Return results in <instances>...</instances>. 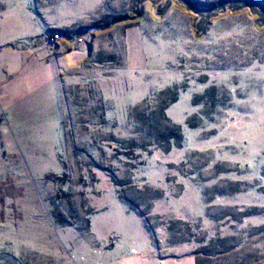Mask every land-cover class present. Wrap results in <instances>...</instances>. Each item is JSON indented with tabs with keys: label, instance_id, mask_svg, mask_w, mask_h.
<instances>
[{
	"label": "rangeland",
	"instance_id": "obj_1",
	"mask_svg": "<svg viewBox=\"0 0 264 264\" xmlns=\"http://www.w3.org/2000/svg\"><path fill=\"white\" fill-rule=\"evenodd\" d=\"M221 1L0 0V264H264V0Z\"/></svg>",
	"mask_w": 264,
	"mask_h": 264
},
{
	"label": "trees",
	"instance_id": "obj_2",
	"mask_svg": "<svg viewBox=\"0 0 264 264\" xmlns=\"http://www.w3.org/2000/svg\"><path fill=\"white\" fill-rule=\"evenodd\" d=\"M239 1H244V0H222L221 2H220V4H217V5H214L213 7H210V8H212L213 9V12H215V11H219V10H222L223 8L221 7V6H223L224 4H226V3H228V2H230V3H237V2H239ZM245 1H250V4L252 3L251 1H253L254 3L255 2H257L258 4H260L261 5V1L260 0H245ZM247 3H249V2H247ZM264 6V5H263ZM134 7V6H133ZM134 9V8H133ZM232 10H234V7H232ZM235 11V10H234ZM127 18L126 17H119V18H115L114 19V21H113V23H111V24H107V25H105V26H96V29H95V31L94 32H101V31H105V30H107V29H109V28H111L112 26H114V25H116V24H118V23H120V22H123V21H125ZM50 38V37H49ZM80 40V39H79ZM79 40H78V42H79ZM82 40V39H81ZM83 41V40H82ZM83 43V42H82Z\"/></svg>",
	"mask_w": 264,
	"mask_h": 264
},
{
	"label": "built area",
	"instance_id": "obj_3",
	"mask_svg": "<svg viewBox=\"0 0 264 264\" xmlns=\"http://www.w3.org/2000/svg\"><path fill=\"white\" fill-rule=\"evenodd\" d=\"M60 39H61L60 35H57L56 34V35H54V36L51 37V42L50 43L53 44V45L54 44H57V41H59ZM82 42L83 41L80 39L79 40V43H82Z\"/></svg>",
	"mask_w": 264,
	"mask_h": 264
},
{
	"label": "water",
	"instance_id": "obj_4",
	"mask_svg": "<svg viewBox=\"0 0 264 264\" xmlns=\"http://www.w3.org/2000/svg\"><path fill=\"white\" fill-rule=\"evenodd\" d=\"M92 31V29H90Z\"/></svg>",
	"mask_w": 264,
	"mask_h": 264
}]
</instances>
